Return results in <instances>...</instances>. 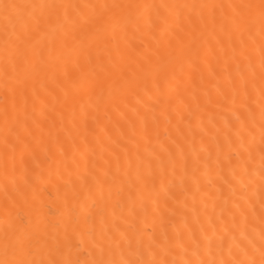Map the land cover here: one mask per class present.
Segmentation results:
<instances>
[{"label":"snow or ice","instance_id":"obj_1","mask_svg":"<svg viewBox=\"0 0 264 264\" xmlns=\"http://www.w3.org/2000/svg\"><path fill=\"white\" fill-rule=\"evenodd\" d=\"M0 264H264V0H0Z\"/></svg>","mask_w":264,"mask_h":264},{"label":"bare ground","instance_id":"obj_2","mask_svg":"<svg viewBox=\"0 0 264 264\" xmlns=\"http://www.w3.org/2000/svg\"><path fill=\"white\" fill-rule=\"evenodd\" d=\"M64 179H65V181H67L69 178L66 176ZM58 207L60 208V210H61L62 212H66V211H67V209H66V207H65V205H64L63 194H61L60 200L58 201ZM56 214H58L56 209H54V208H49V215H50V216H54V215H56Z\"/></svg>","mask_w":264,"mask_h":264}]
</instances>
